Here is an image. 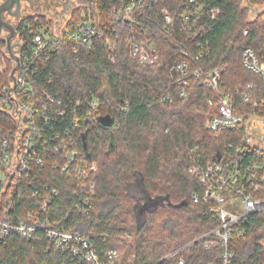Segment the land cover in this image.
Instances as JSON below:
<instances>
[{
	"label": "trees",
	"instance_id": "16d2710c",
	"mask_svg": "<svg viewBox=\"0 0 264 264\" xmlns=\"http://www.w3.org/2000/svg\"><path fill=\"white\" fill-rule=\"evenodd\" d=\"M245 1L143 0L144 7L135 11L133 21L116 22L112 10L125 0H96L101 27L92 45L66 37L48 52L46 60L37 63L36 71L28 73L31 92L28 96L22 92V97L40 102L51 95L72 104L63 116L42 125L43 136L51 142L44 151L45 162L32 166L18 183L11 203H0V217L25 218L28 210L42 204V194L55 188L58 195L48 203L50 223L85 236L104 264H109L111 249L117 252L114 264H177L180 254L187 264H219L216 253L202 250L198 243L170 253L219 224L216 204L205 201L202 184L188 168L194 159L204 163L217 158L215 150L224 149L241 130L220 132L218 137L207 131L205 122L216 111L211 86L202 77H192L186 95L179 97L168 71L187 58V49L193 56L200 55L197 63L203 68L224 67L220 90L233 91L238 85L252 83L256 93L264 95V75L243 63V50L250 47L259 64H264V10L249 21ZM163 8L172 16L169 29L164 28ZM81 13H87L86 6L75 7L68 17L75 19ZM52 26L44 15L23 17L16 26L22 55L31 56V37ZM131 31L139 39L150 37L158 55L156 63L143 64L132 57L127 45ZM4 46L0 38V64L5 65L0 71V93L9 85L12 70ZM168 91L174 94L172 101H161ZM93 99L99 116L110 115L112 124L105 128L95 122L75 133L80 150L98 164L89 177L95 184L90 195L84 189L75 193L78 179L54 168L55 162L63 160L61 151L54 150L51 136L72 129L74 118L85 113ZM77 100L82 108L75 105ZM3 108L0 99V139L17 127ZM258 115L264 118V106ZM137 185L160 200L145 210L141 221L134 194ZM238 225L246 233L232 241L230 264H264V216L248 215ZM0 264L93 263L56 248L40 230L31 238L12 233L0 239Z\"/></svg>",
	"mask_w": 264,
	"mask_h": 264
},
{
	"label": "built area",
	"instance_id": "2783aa9c",
	"mask_svg": "<svg viewBox=\"0 0 264 264\" xmlns=\"http://www.w3.org/2000/svg\"><path fill=\"white\" fill-rule=\"evenodd\" d=\"M244 5L250 8L249 21H253L264 10V0L259 4L249 3L246 0ZM84 6L87 7V13H81L75 19L68 17L60 27L52 26L49 30L35 33L31 37L32 55H22L20 50L18 54L20 68L14 72L15 79L10 80L11 70L9 85L0 93V99L4 103L3 109L15 119L17 124L16 130L10 132L8 137L0 139V203H11L12 198L16 196L18 183L27 177L32 166L44 164V151L51 142L43 136L42 125H46L55 117L63 116L72 104L71 101L66 103L51 95H46L42 101L36 102L20 94L22 92L27 96L30 94L31 81L28 73L36 71L37 63L46 60L48 52L66 37L84 43L88 47L92 45L93 38L100 31L101 21L96 9V0ZM143 7V0H125L124 3L113 8V18L116 22L133 21L135 11ZM214 12L216 9H211V13ZM162 15L165 21L164 28L169 29L172 16L165 8L162 9ZM185 19L188 20L189 17L185 16ZM6 33L0 24V38L4 41ZM244 33L246 34L247 30ZM16 37L19 39L18 30ZM19 43L22 47L20 39ZM107 45L111 46L109 42ZM127 45L132 57L140 63H156L158 55L150 37L144 36L139 39L131 31L127 36ZM4 53L8 55L5 46ZM184 53L187 58L175 62L168 71L176 95L185 96V87L189 80L192 77H202L214 92L216 106V111L205 122V129L215 137H218L220 132L241 130V133L238 137L227 141L224 149L215 150L217 158L205 160L204 163L194 159L189 166V172L195 174L203 186L205 201L216 204L215 211L219 217V224L177 248L170 255L198 243L202 250L215 252L219 264H230L234 255L232 241L242 238L246 233V229L238 223L251 214L264 216V146L253 141L247 125H252L253 117L262 118L258 113L264 106V95L257 94L252 83L238 85L233 91L220 90L219 83L224 67L203 68L197 63L200 55L193 56L187 49ZM243 63L253 71L264 75V64H259L250 47H245L243 50ZM15 65L16 62L12 60V69ZM4 70L5 65L0 64V71ZM173 95L168 91L162 96L161 101H172ZM75 105L77 108H82L81 100H77ZM90 105L85 113L78 114L74 118L72 129H66L63 133L53 132L51 138L54 150L61 151L63 160L62 163L55 162L54 168L78 179L75 193L78 189H84L87 194L92 195L95 184L89 181V177L98 170V164L94 159L83 154L75 136L76 131H83L84 128L99 122L96 99H93ZM190 151L193 152V149ZM56 195L58 191L55 188H52L50 193L42 194L40 202L42 204L28 210L23 219L0 217V239L12 233L31 238L41 230L56 248L69 250L93 264H104L98 259L94 247L85 236L50 223L48 203H51ZM193 197L197 199L195 195ZM10 205H5V213L8 212ZM85 213L87 214L88 211ZM107 254L109 264H114L117 258L116 250L111 249ZM177 264H187L184 254H180Z\"/></svg>",
	"mask_w": 264,
	"mask_h": 264
},
{
	"label": "water",
	"instance_id": "95a60500",
	"mask_svg": "<svg viewBox=\"0 0 264 264\" xmlns=\"http://www.w3.org/2000/svg\"><path fill=\"white\" fill-rule=\"evenodd\" d=\"M22 1L23 0H0V24L7 32L5 35V52L9 55L10 59L16 62V65L12 69L10 75V80L12 81L15 79L14 72L19 70L20 68V57L18 54L21 50V44L19 42L13 41V39L17 36V29L6 16L13 17L18 15L22 6ZM25 1H27L28 3L32 2V0ZM98 119L102 127L109 128L112 124V119L108 114L101 115ZM247 125L250 128L252 139L257 144L264 146V123L257 119V126L250 124ZM261 243L264 244V238L261 240Z\"/></svg>",
	"mask_w": 264,
	"mask_h": 264
},
{
	"label": "rangeland",
	"instance_id": "374dc122",
	"mask_svg": "<svg viewBox=\"0 0 264 264\" xmlns=\"http://www.w3.org/2000/svg\"><path fill=\"white\" fill-rule=\"evenodd\" d=\"M91 2L86 1V0H81V1L75 0V2L68 7L67 11L63 12L61 10L62 12L59 15H51V16H48V17L53 22V26L58 28V27H60L66 21V19L68 18V16H69V14H70V12H71L72 9H74L77 6H79L80 4L81 5H89V3H91ZM261 8L262 7H259V9H261ZM58 9H60V7H58ZM26 11L27 12H22L15 19H12V18H10L8 16H6V17L9 19V21L12 24H14V26H16V25L19 24L18 21L19 20L20 21L22 20V16H26L27 13L29 14L30 10H26ZM13 41L19 42L18 37H15L13 39ZM257 119H259L260 121H262L264 123V118L253 117L252 120H251L252 125L257 126ZM134 194H135L136 198L139 200V202H138L139 203L138 204V215H139V220H142V218L144 216L145 210L154 207L159 202V200H156V199L151 198L150 196H148L147 191L144 188L140 187V185H137V191H135ZM121 251H124V250H121ZM121 251H120V253L118 252V255L119 256L122 253Z\"/></svg>",
	"mask_w": 264,
	"mask_h": 264
},
{
	"label": "flooded vegetation",
	"instance_id": "af4514ba",
	"mask_svg": "<svg viewBox=\"0 0 264 264\" xmlns=\"http://www.w3.org/2000/svg\"><path fill=\"white\" fill-rule=\"evenodd\" d=\"M86 1L91 2L94 0H86ZM74 2L75 0H32L31 3H28L27 1L23 0L19 14L10 18L15 19L22 12H27L26 10H30L29 14L27 13V15L38 14L47 17L51 15H59L62 11L63 12L67 11L68 7L72 5ZM58 7H60V9H58ZM23 17L25 16H22V19ZM18 22H20V20Z\"/></svg>",
	"mask_w": 264,
	"mask_h": 264
}]
</instances>
